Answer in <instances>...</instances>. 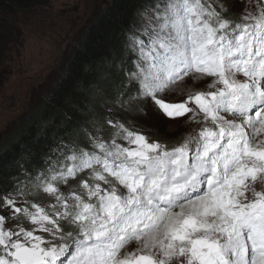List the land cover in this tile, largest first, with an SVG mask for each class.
I'll use <instances>...</instances> for the list:
<instances>
[{"label":"snow or ice","instance_id":"6c2138e0","mask_svg":"<svg viewBox=\"0 0 264 264\" xmlns=\"http://www.w3.org/2000/svg\"><path fill=\"white\" fill-rule=\"evenodd\" d=\"M231 9V0H157L149 28L128 36L137 59L124 89L139 88L117 103L150 99L169 119L191 113L195 135L170 146L109 119V141L73 146L27 193L2 197L12 215L0 214V264H264V7L239 19ZM186 77L212 79L165 99ZM41 191L54 203L16 199Z\"/></svg>","mask_w":264,"mask_h":264},{"label":"trees","instance_id":"16d2710c","mask_svg":"<svg viewBox=\"0 0 264 264\" xmlns=\"http://www.w3.org/2000/svg\"><path fill=\"white\" fill-rule=\"evenodd\" d=\"M44 3L45 0H0V41L11 27L10 20L31 14ZM156 3L157 0H110L89 22L47 98L31 111L26 124L0 146V204L4 195L15 194L18 188L25 192L32 189L37 174L47 175L53 162L57 167L68 163L66 156L73 146L89 150L90 139L96 135L108 141L111 136L105 125L109 119L138 125V105L129 110L117 101L121 91L127 99L138 90L135 82L124 89L126 73L135 70L133 61L137 59L127 46L128 36L140 29L142 13ZM41 192L35 202L42 199Z\"/></svg>","mask_w":264,"mask_h":264},{"label":"rangeland","instance_id":"374dc122","mask_svg":"<svg viewBox=\"0 0 264 264\" xmlns=\"http://www.w3.org/2000/svg\"><path fill=\"white\" fill-rule=\"evenodd\" d=\"M108 1L110 0H45L44 5L31 14L19 15L10 20L12 28L1 35L3 40L0 41V146L26 124L31 111L47 98L71 53L77 48L82 32ZM231 4L232 15L239 19L247 12L258 15L264 7V0H231ZM151 17L149 10L142 13L140 29L149 28ZM143 38L147 40L146 37ZM240 78L243 79L242 76ZM211 79L197 81L193 77H186L173 86V90L166 94L165 99L180 102L186 98L189 91L207 90L206 86ZM137 87L139 88L138 84ZM140 106L144 111H139L137 126L124 120L120 121L125 122L127 127L139 129L152 139L166 142L170 146L183 141L190 133L195 135L199 128V125L189 122L191 113L185 117L169 119L150 99L140 101L137 107ZM105 127L109 129L111 136L113 128L108 123ZM256 140H264V133L257 136ZM118 143L125 144L123 140ZM86 175L87 171L76 179H70L67 185H60L61 191L69 192L70 186L78 184ZM102 187L106 188L107 185ZM256 188L262 190L264 186L258 183ZM119 190L125 191L122 187ZM41 193L42 199L36 201L37 203H54L52 197ZM34 198L40 196H16L17 201L21 203L25 199L34 201ZM0 214L5 217L12 215L8 208H0ZM23 223L26 228L32 227L27 221ZM15 224V220H10L6 226L12 227ZM136 247L137 242L133 241L125 251ZM72 253L73 249L70 247L68 254L62 259L71 258Z\"/></svg>","mask_w":264,"mask_h":264}]
</instances>
